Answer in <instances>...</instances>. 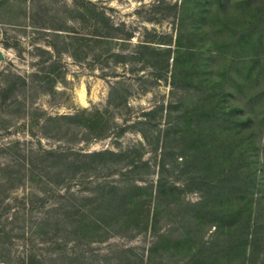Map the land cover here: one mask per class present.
<instances>
[{
    "label": "trees",
    "instance_id": "trees-1",
    "mask_svg": "<svg viewBox=\"0 0 264 264\" xmlns=\"http://www.w3.org/2000/svg\"><path fill=\"white\" fill-rule=\"evenodd\" d=\"M166 8L174 16V44L173 36L145 31L130 46L132 31L92 10L91 37L50 28L47 48L34 45L43 67L28 78L5 75L3 96L18 98L29 88L55 95L64 78L60 58L81 62L94 43L102 47L98 58L109 53L115 64H131L138 81L170 86L168 100L131 123H118L109 110L98 108L58 116L34 109L38 115L31 122L44 137L81 135L70 142L92 143L132 131L142 142L118 152L46 149L39 142L22 167L38 183L41 205L59 198V216L56 223L44 217L33 229L62 226L64 243L75 248L120 232L130 239L151 238L142 253L123 248L104 262L87 257L83 264H264V0H181ZM88 14L78 11L73 18L86 21ZM116 42L130 51L112 53ZM129 90L117 81L108 105L130 111ZM149 153L152 158L145 159ZM12 168H5L6 184L13 181ZM104 174L120 177V183L99 181ZM89 178L91 192L73 190L72 184ZM191 194L199 199L189 201ZM2 251L0 263L16 264ZM67 254H50L48 261L75 264L77 253ZM44 262L30 255L21 264Z\"/></svg>",
    "mask_w": 264,
    "mask_h": 264
},
{
    "label": "rangeland",
    "instance_id": "rangeland-1",
    "mask_svg": "<svg viewBox=\"0 0 264 264\" xmlns=\"http://www.w3.org/2000/svg\"><path fill=\"white\" fill-rule=\"evenodd\" d=\"M87 2L93 6L87 5ZM180 2L181 0H0V247L3 249V257L21 264L26 257L35 255L38 259L43 258L44 264H53L50 263L51 260L48 261V255L68 253L69 256L76 252L75 264H83L87 257L98 258L104 262V259L118 249L129 248L135 249L136 253H142L143 249L149 247L150 237L137 236L130 239L124 236L128 235L127 232L113 234L103 243L75 248L73 242L64 243L62 226L49 224L50 227L43 231H35L34 226L44 217L50 219L51 223L55 222L59 216V210L55 206L59 198L52 197L41 205L38 200L42 192L38 183L31 180L30 175H26L22 161L29 159L30 153L38 148L39 142L46 149L73 148L85 152H118L142 142L141 136L132 131L121 136L114 133L110 138L92 143L70 142V139L80 138L81 135H69L65 140L44 137L36 122H31V117L38 115L34 109L58 116L72 115L83 108H98L102 111L109 110L118 123L125 120L131 123L139 119L144 111L153 109L159 101L168 100L169 83H156L151 79L148 82L138 81L135 73L130 71L131 64L117 65L109 53L98 58L96 53L102 47L91 43L92 49L81 62H76L69 55L60 58L59 66L64 72V78L57 84L55 95L35 93L29 88L17 98L3 96L1 89L6 82L5 75L28 78L43 67V59L34 51V45L47 48L45 39L52 32L50 28L68 27L81 36L91 37L96 24L90 19L92 10L104 11L113 24H124L126 30L132 31L134 38L129 41L130 46L142 40L145 31L173 36L174 44V16L166 6ZM78 11L82 15L90 12L86 15V21L73 18ZM110 47L112 53L130 51L129 46L124 50L118 42ZM139 73L141 76L142 73ZM117 81L130 87L127 100L130 111L108 105L111 87ZM144 86L148 87V91L143 90ZM151 158L150 153L145 155V159ZM8 165H13V181L6 184L3 178L7 174L5 168ZM94 178L86 179L83 185L72 184L73 190L76 193L91 192ZM97 179L104 183H120L118 176L108 177L104 174ZM187 199L196 202L199 196L191 194ZM54 264H58L57 261Z\"/></svg>",
    "mask_w": 264,
    "mask_h": 264
},
{
    "label": "water",
    "instance_id": "water-1",
    "mask_svg": "<svg viewBox=\"0 0 264 264\" xmlns=\"http://www.w3.org/2000/svg\"><path fill=\"white\" fill-rule=\"evenodd\" d=\"M2 61V53L0 52V62Z\"/></svg>",
    "mask_w": 264,
    "mask_h": 264
}]
</instances>
